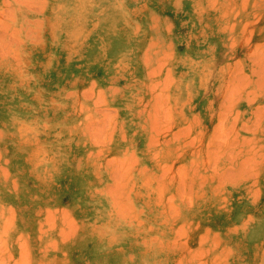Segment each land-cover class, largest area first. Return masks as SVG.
<instances>
[{
	"label": "rangeland",
	"instance_id": "obj_1",
	"mask_svg": "<svg viewBox=\"0 0 264 264\" xmlns=\"http://www.w3.org/2000/svg\"><path fill=\"white\" fill-rule=\"evenodd\" d=\"M0 264H264V0H0Z\"/></svg>",
	"mask_w": 264,
	"mask_h": 264
}]
</instances>
